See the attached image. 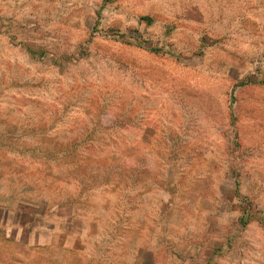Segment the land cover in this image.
Here are the masks:
<instances>
[{"label":"rangeland","instance_id":"rangeland-1","mask_svg":"<svg viewBox=\"0 0 264 264\" xmlns=\"http://www.w3.org/2000/svg\"><path fill=\"white\" fill-rule=\"evenodd\" d=\"M67 203L105 264H264V0L0 6V221Z\"/></svg>","mask_w":264,"mask_h":264},{"label":"crops","instance_id":"crops-1","mask_svg":"<svg viewBox=\"0 0 264 264\" xmlns=\"http://www.w3.org/2000/svg\"><path fill=\"white\" fill-rule=\"evenodd\" d=\"M6 3L7 0H0V6ZM131 151L132 155L129 158L133 157L134 149L132 148ZM32 207L33 210L25 213L26 223L13 221L9 216L5 221H0V225L5 227L0 234L1 254L4 253V245L6 249V256H2L0 264H10L11 244L32 249L35 260L31 264H105L104 260L97 259L93 255L91 248L93 243H99V240L104 237L105 226L99 216L85 215L79 207L72 203L51 206L43 212H36L37 207ZM11 231L17 234L11 236ZM25 232L27 233L26 238L22 240L21 233ZM139 249L151 253L155 264H171L170 261H173L170 259L163 262L158 254L159 250L153 253L144 246ZM26 263L27 260L22 264ZM111 264L122 263L114 261ZM134 264L144 263L137 258ZM182 264L197 263L185 261Z\"/></svg>","mask_w":264,"mask_h":264}]
</instances>
